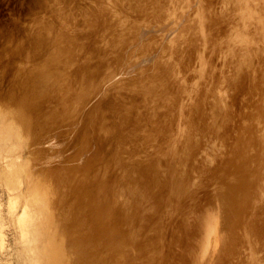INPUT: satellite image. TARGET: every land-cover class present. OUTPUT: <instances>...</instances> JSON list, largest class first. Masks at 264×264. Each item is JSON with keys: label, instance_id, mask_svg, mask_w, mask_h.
I'll return each instance as SVG.
<instances>
[{"label": "rangeland", "instance_id": "rangeland-1", "mask_svg": "<svg viewBox=\"0 0 264 264\" xmlns=\"http://www.w3.org/2000/svg\"><path fill=\"white\" fill-rule=\"evenodd\" d=\"M102 1L103 0L100 2L101 6H99V0L98 2L97 0H0V264H196L197 259H194L192 255L195 256L196 247V251L199 250L196 256L201 253V248H199L201 246H199V244L201 243V238L203 236V229H205V221L203 222V220H207L210 216V219L214 218L215 220H218L219 225L221 222V224L223 223L226 226L228 224L227 222H230L224 230L225 234L227 230L230 231V233L228 232L229 234L227 233L229 236L227 237L223 234L226 237H224L226 239L225 245L219 244L222 245V247L219 246V249H223V246H225L227 255L224 253L221 254V251L220 253L218 252L217 256L219 258L217 257L216 262L212 264H250V262L253 261L254 264H259L264 260L262 259L264 258V200L260 202L258 201L255 210L250 214L251 216L249 215V218L252 219L250 220V227H248L247 230L249 235L244 233L242 228H237V223L234 221L236 220L235 216H233L234 219L232 220L233 217L231 215H233V209H231V203L228 201L229 199H227L228 191L226 190V182H224L228 179L230 173L228 171H233V168L236 167L235 163L228 168L229 165L226 164L224 167L225 163L222 162L220 164V162H216L214 166L208 165L206 167L207 172L204 171L205 166L203 164V169L198 168L199 171L197 166H202L201 162L204 161L203 152L199 153L201 150L199 142L194 145V149L192 150L195 151L193 153V158L197 161L192 163L187 171L188 181L191 184H188V186L185 184L183 188L179 189L176 184L172 182L173 175L170 173V171L174 172L175 170L182 169V167L178 168V166L184 165V162L182 161L184 156L179 153V151L181 152L182 150V146L179 149V145L174 149V152H172L171 146L175 143L179 144L177 143L179 140L175 137L174 139H177V141L171 140L173 137L170 138L171 135H169L170 131L175 130V128V132L177 133V127H175V124L181 113L180 111L178 112V104L183 98L187 97L186 100H183L185 102L188 101L189 107H192V110L195 108V110L190 113L192 116L189 115V117L191 118V121L198 124L196 126V129L198 128V130H195V133L192 136V139L196 140V137H199L200 134H203L204 131L214 125V123L210 121L209 116L212 113L213 107L217 108L219 105L217 101L218 98L215 97L218 92L216 89L219 88L221 91H224L222 89H225V91H227V97L231 100V96H233L234 92L232 85L237 80L235 79V74L232 73L231 70L230 72L226 71L227 73H230L228 77L229 73L227 74L224 72L225 70L223 69L222 63L213 65V67L216 68H219V65L221 66L223 69V75L221 76L219 75L221 74L219 70L212 73L208 66L205 71L208 76H206L207 74H204L205 76L202 77V79L204 78L202 84L204 85L206 82L204 88L205 90L207 89L206 91L209 93L206 92L205 95H200L196 94L195 91H192V97L188 98L185 90L188 89V91H190V89H192L190 86L185 88V90H182V92H179L177 89L178 86L174 83L178 79L177 76H175L174 79H170L167 77L170 76V74L167 73V75L166 73L161 72L163 71L162 69L160 70L161 74L158 70L156 71L158 67L157 64L162 62L165 53L167 52V54H169V51H171V48L173 47L168 39L171 38L169 35H171L173 30L168 27L169 29H167V31H169V33H164L161 29L164 24L168 25L170 23L167 17L168 14L162 10L165 2L162 1V4L159 0H155L154 3L153 1L150 2V0H121V2L120 0H110L114 3H110L109 0H104L106 1H103L104 3ZM122 1L124 2L122 3ZM179 1L182 2L183 0ZM135 2L138 3L135 5ZM157 2L162 4H160L162 9ZM193 2L195 4L193 3L191 5L190 10L192 11L190 12L192 13L195 10L193 14H197L196 7L198 6V3L195 1ZM96 3L98 4L97 9L103 11L101 17L108 14L110 18L108 16L109 19L106 18L108 19L107 21H114L110 23L111 25L108 23L106 24L109 26L104 24L106 22L104 19L105 16L99 19L100 13H98V10H96L97 12L93 11L96 9ZM105 3H108L109 6H106ZM46 4L47 6H44ZM94 6L95 9L93 8ZM88 7L89 11H85ZM100 7L106 8V13H108L106 14L105 9H100ZM180 7L181 12L179 14L183 12V7ZM214 8L217 9L215 10ZM57 9L62 11L60 12L59 10V13ZM211 9L215 12L214 15H217V13L220 12V7H218L217 3L216 6L210 8V10ZM80 11L82 12L80 13ZM90 11L92 12L91 14ZM52 12L55 14L57 13V15L55 16ZM63 12L65 13V15L63 14L64 18L60 19V14ZM68 13L71 15L74 13L75 16H71ZM85 13L88 16L86 17L87 19L80 21L85 17ZM103 13L105 14L103 15ZM145 13L146 15L144 16ZM191 13L188 15H193ZM51 14L54 16L51 17ZM79 14L82 16V18L80 16V19ZM94 14H97L99 17L94 18ZM221 14H223V16L225 15L224 13ZM221 14L218 13V15ZM66 15L71 17H67L66 20ZM149 16L151 17L147 18ZM153 16L156 17L153 18ZM186 16H184V18ZM72 17H76L75 19H77V21L72 20L73 22H71ZM90 17H92L93 21L98 18L97 20L99 22H93ZM120 17H123V19H119ZM124 17L129 19L127 20L128 23H125L126 20L124 19L126 18ZM132 17L137 19L134 21ZM88 18L91 22H89V25H87L89 21ZM138 18H140L139 21ZM68 19L72 24L75 23V21L76 23L73 25L71 23L68 24ZM42 20L45 21V23L47 22V25L44 22H40ZM64 20H66L67 24ZM101 20L105 22L102 24ZM119 20H121V22H119L122 23L121 25L126 24L125 26L123 25V29H121L122 26L120 28V24H117ZM83 21L90 27L93 25L92 23H99L97 24V27L95 26L96 24L91 27L96 28V32L94 31L95 29L89 30L90 27L88 28L83 24ZM190 21L192 20L190 19ZM62 22L64 23L61 24ZM81 22L83 25H80ZM131 22H135V25H137L136 28H132L135 27L133 26L134 23L129 27ZM136 22L139 23V26ZM148 22H151V24ZM205 22H207L205 23V30L207 34H209L210 27L208 26H211V23L209 25L208 20ZM37 23L40 24L39 27ZM113 23L116 27L112 25ZM35 24H37L36 27ZM78 24L80 27L77 28L76 25ZM48 25L50 27H48ZM52 25L54 26L53 28ZM69 25L72 26L70 27ZM117 25H119L118 27L122 30V33H124V29L125 32L132 29V35H129V31L125 38L119 36L122 33H120V29L115 32ZM126 26H128L129 29H126ZM141 26L145 27H143L145 31L143 29L142 31L144 32L137 35L136 33H139L138 30L135 33L137 36H135V34H133V32H135L134 29L137 30L142 28ZM156 26L160 30L155 31ZM221 26L219 25V29H216V31L220 32L224 28ZM47 27L50 28L51 31L53 30L52 33L49 32L50 30H47ZM85 27L88 28V33L85 29L80 31V29ZM106 27L109 32L111 31L110 29H113L112 31H114V33L112 34L120 33L118 36L121 37L122 41L124 40L121 42L123 43V46H120L121 43H119V46L115 49L124 47L125 50L122 48L120 49L121 51L118 49L114 50V52L117 51L118 53L123 50L122 54L124 53V56L133 51L132 54L129 53V55H132L131 59L129 58V55L122 58V54H117L115 52L116 54H113L114 57L120 55V58H122V61L117 62L120 58L117 57L118 59L116 58V60L111 52L108 53L109 50L113 49L112 47H116V43L120 42V38L117 34H115V37L111 35L113 39L115 38L113 40L110 33H108L109 36L105 33V37V34L103 33L106 30ZM58 28L60 30H58ZM42 33L43 37L41 36ZM60 33L66 35L65 38L63 34ZM95 33H97V35ZM144 34H146V36L148 35V38L142 39L144 40V47L146 45L145 48L142 47V40L140 41L141 44L138 43L141 39L140 37ZM133 35L136 38H133ZM149 35H151V37L155 36V38L149 40ZM44 36H48L46 40ZM116 36L119 41L114 43L109 40V42L112 43L109 44L110 47L108 45L109 42H107L109 37L115 41ZM166 36H168V38H166ZM100 37L103 38V41L98 44L104 46H99L98 48L103 49V53L107 51L106 53H108V56L111 55L112 57H109L116 60L115 62L117 65L114 60L111 61V58H109L111 62L106 60L108 59L106 57L107 54L104 55L100 53V51L102 52L101 49L99 52L95 49L97 47L93 44L96 43L97 46V42L99 40L101 41ZM91 38L94 39L93 44ZM42 39L44 43L42 42ZM133 39H137V41L134 40V42ZM105 40L107 42L106 45L109 46L108 50L106 49L108 46L105 47ZM29 41H32V43L29 44ZM180 41L182 44L187 45L186 42H183L182 40ZM248 42L249 41L243 44L244 48L256 47L257 49L260 47L256 42L251 41L249 44ZM33 43L35 44L34 46L32 45ZM53 44H56L57 46H53ZM30 45L33 47L31 46L29 48ZM147 47H149V49L151 47L153 48H151V51L148 49L149 52L153 51L150 53L151 55L146 51ZM261 47V49L264 50V45H261ZM141 49L146 50L144 51ZM37 50H39V54ZM95 52L100 54L101 57L99 58V55L95 54ZM136 52L140 53L137 54L138 56H142L143 54L142 59L138 60ZM144 54H147L146 58H144ZM149 55L151 57L147 58ZM133 56L137 57L135 60L139 63L135 67V72L132 74L134 76L132 81L128 78L127 69L125 70L127 76L124 75L125 72L121 71L123 66L120 63L123 62L124 59V65H126L127 61L128 65H130V61H133L134 59ZM262 58H264V54H262L261 59ZM66 60H68V62H66ZM113 62L115 63L114 65ZM67 64H71L70 66H72V68L75 67V69L72 70L71 67H68L69 69H67L66 67L69 66ZM73 65L75 66L73 67ZM258 65V72L264 71V64L259 62ZM164 68L165 70H170L172 73L170 65L164 64ZM70 69L72 70V75L74 74L73 76L71 75L73 80L70 78ZM68 70H70V74H68ZM83 70L84 73L82 72ZM73 71H79L81 73H73ZM62 72L64 73V76H62ZM65 72L67 73V77L69 76L67 78L68 81L67 79H63L66 77ZM86 76H88L87 79ZM93 76L96 78L90 79L94 78ZM220 77H223V81L222 79L218 80ZM226 80L227 82L223 83ZM254 80L262 82H260L261 85L258 86V89L249 92V95L246 94L244 96L242 94L243 98L245 97L247 101H251L256 105V108L248 109L246 112L248 118V120H246L247 125L241 130L243 135L247 134L244 136L246 139L249 138L251 134L248 132L250 129H255L257 131L254 135V138H256L258 127L263 124L262 119L264 120V115L261 116L259 122L249 120V118H253L256 113L264 112V72L259 73ZM216 81H220L219 83L221 84H217L218 82ZM43 82L45 86H39V84H43ZM253 84L255 83L250 80L244 85V87L254 88L251 86ZM70 86L72 87L71 89ZM223 86L225 88H223ZM197 90L201 89L197 88ZM146 93L148 94L145 96ZM193 96L195 98H193ZM225 96L224 98L226 99L227 97ZM176 98L178 99L176 100ZM129 99H133L135 102L132 109L133 114L131 120L129 117L128 120L126 117H122L125 115V111L121 103ZM258 101L263 102L258 105ZM206 118L207 121L203 120ZM171 121H173V123H171ZM237 124V120L227 118V127L229 131L231 129L234 130V128L237 127ZM171 141H174L175 143H172ZM169 142L171 145H167ZM176 150H178L177 153ZM229 152L230 151L227 149L224 153L225 159L231 157V154L228 155ZM157 157H159L158 159L160 162ZM145 161L149 164L151 163L149 165L150 169L148 168V163L146 164ZM153 163H156L155 166ZM143 164L145 166L147 165V167L145 168L144 166V168L151 172V174L154 173L153 170L156 171L159 168V172H156L158 175L161 174V176H165L166 178L169 176L168 178H171L170 181H167L169 179H165L159 175L160 178H164L167 182H164V180L161 181L162 185L166 187L165 191L160 189V187L163 188L164 186H158L159 188L154 186L156 185V181L153 180L155 184L152 181L154 185L150 183L153 178L155 180L161 179L158 178V175H154L155 173L153 175L150 174V177L149 172L145 171L144 168L142 171ZM245 165L247 164L245 163ZM152 166L153 168H151ZM237 166H239V163ZM214 167L216 169H214ZM221 167L222 169L220 170ZM223 167L226 169H223ZM163 170L165 171L162 175L161 171ZM236 170L237 173L240 174L241 170L240 172H238V169ZM236 170H234L235 173ZM219 171L220 173H218ZM143 172H146L148 175L150 180L149 185L153 186V189L151 187L150 190L156 188L153 192L156 191V193L160 194L164 192L166 196L163 193L162 196H159L158 194V197L156 193V195H153L152 191L147 193L150 191L148 190L150 186L146 185L149 180H147V182L145 181L148 179L147 176L145 179H143V177L141 178L144 174ZM197 172H200L203 175ZM222 172H225L226 174ZM217 173L219 175H217ZM190 174L192 175L191 177ZM226 175L227 177H225ZM143 176H145V174ZM209 177L211 179H208ZM215 177H217L218 181H216L218 183L215 182ZM139 178L143 179L142 182L145 181L144 183L146 184L144 186L146 189L140 183L141 180ZM221 180L222 183L220 182ZM208 181L210 184L214 182L216 186L221 183L220 186L224 185L225 187H223L225 189H222V187L219 186L215 187L214 184H209V186H207L209 183ZM204 183L207 185L203 188L201 184L205 185ZM167 184L168 187L166 186ZM169 185H171V187ZM208 187H212L214 190L211 188V191H209ZM177 188L179 190H177ZM187 188H189L190 191ZM191 188H195L197 191ZM144 190L148 191L144 193ZM158 190L161 191L159 192ZM187 190L189 191V195L188 193L186 194ZM191 190L195 192H191ZM210 193L213 196H211ZM221 193L224 195L226 194L225 197ZM148 194L151 196L153 195L154 197L157 196V199H154L153 197L151 198L150 195L146 197ZM216 194L218 195L216 196ZM211 197H214V203L212 202L213 199ZM158 198H162L159 199L160 202H158ZM161 200L164 201L161 203ZM176 202L180 205L178 203L179 206L176 205ZM193 203H195L193 205L194 208H191ZM202 203L204 206L205 204H208L207 206L211 207L213 210L206 206L204 207ZM12 204L13 206L14 204L16 207L18 206L14 212L11 211V208L13 207H11ZM24 204H29L33 217H35L33 226L36 228L34 229V231L36 230V233L32 248L25 246L22 242L21 236L17 234L19 231L17 230L16 218L24 207ZM226 205L227 208L229 207V213H231L230 216H228L229 213L227 214V212H225L228 210L225 207ZM197 206L198 209H196ZM185 207L187 213L189 212L191 214H187L185 213L186 211H183V209L185 210ZM188 208H191L190 210L192 211ZM194 209L195 212L193 215L199 214V216H196L201 217V219L192 216ZM201 214L204 215H202L203 218L200 216ZM224 216L227 221L221 220L222 218L224 219ZM229 217L231 220H229ZM262 217L263 219H260ZM192 218H194V222ZM188 219L190 221L192 220V224ZM199 219L202 222L198 221ZM261 221H263L262 224H259ZM162 223L164 227L161 225ZM187 223L191 228L196 224V227L193 226L194 229L192 228L193 232H191L192 229ZM199 224L204 227L202 230V227L200 228L198 226ZM165 226L166 229L163 230ZM186 227L187 230H191L187 231ZM227 227L230 229L228 228L226 230ZM160 228L163 229L160 230ZM195 228H200L199 230L202 232H197ZM180 229H184V231L186 230L187 234L185 233V235L193 236V238L191 236L192 240L190 239L189 243L190 246L192 244L195 247L191 246L193 247L191 248L189 243L188 245L186 244L187 242H185V247L183 246L184 244H178L175 242L179 240L176 238L179 235L178 233ZM259 230L262 231H260V235ZM194 233L195 235H193ZM198 233H200L201 236ZM246 235L251 241H247L249 238ZM194 236H199L200 239L197 237L196 239ZM194 239L199 241L198 245H196L197 241ZM249 244H253L251 246H253L254 249H252L253 251L255 250L254 252L251 251L252 249ZM171 245L173 249L171 248ZM241 245L244 248H241ZM248 245L250 246L249 250ZM186 247L191 250L195 248L194 252L192 251L194 254L191 250L188 251V248L186 249ZM184 249L185 252L183 254ZM249 251H251V255H249ZM187 252H191V256L190 253L188 254ZM244 252L246 253V257ZM259 252H261V254H259ZM181 254H183L186 259L182 260L180 258ZM252 254L254 256H252ZM257 254L263 256H256ZM247 255H249V257ZM189 256L191 260L194 259L192 260V263ZM233 258L235 260H233ZM258 258L260 260H258L259 263L256 261ZM262 262L260 264H264V262Z\"/></svg>", "mask_w": 264, "mask_h": 264}, {"label": "bare ground", "instance_id": "bare-ground-1", "mask_svg": "<svg viewBox=\"0 0 264 264\" xmlns=\"http://www.w3.org/2000/svg\"><path fill=\"white\" fill-rule=\"evenodd\" d=\"M70 1V0H69ZM104 1V0H103ZM102 1V2H103ZM110 1V0H109ZM113 1V0H112ZM112 1H110V3H114V2H112ZM116 1V0H115ZM148 1V0H147ZM151 1H153V3H154V1L155 0H150V2ZM165 2L164 4H163V2H162V4H163V6H164V8L162 9V7H161V3H158L159 4V6H160V8L163 10V12H166V14H168V20H169V24L168 25H166V24H164L162 27H161V29H162V31L164 32V33H169V31H167V29H169V28H171V30H173L172 32H171V35H169L171 38H168V36H166V38H168L169 40H170V42H171V44H172V48H171V51H169V54H167V52L166 51H164V52H166L165 53V55L163 56V58H162V62L161 63H159V64H157V69H156V71L158 70V72H160V70L162 69L163 71H161V72H163V73H168V74H170V76H167V77H169L170 79L171 78H173L174 79V77L175 76H177L178 77V79H177V81H175L174 83L178 86V91L179 92H182V90H185V88H187V87H189L190 86V88H192V89H190V91H188V89L187 90H185V92H186V95H188V98H190V97H192V91H195L196 92V94H202V95H205V93L206 92H208V91H206L205 90V83H204V85L202 84V80L204 79H202V77L203 76H205L204 74H207V72L205 73V71L207 70V68H208V66H209V69H210V72H212V73H214V72H216V71H218L219 70V72L221 73V74H219L220 76L221 75H223L222 73H223V69L225 70L224 72H226V71H229L230 72V70H231V72L232 73H234L235 74V79H237L234 83H233V85H232V89L234 90V92H233V96H231V100H229V97H227V94H226V92L227 91H225V89H222V90H224V91H221V90H219V88H217L216 90H218V92H217V96H215V97H217L218 99H217V101H218V103H219V105L217 106V108H215V107H213V109H212V113H211V115L209 116V119H210V121L211 122H213L214 123V125L212 126V127H210L208 130H206V131H204V133L203 134H200V136L199 137H196V140L194 139H192V136H193V134L195 133L194 131L195 130H198V128L196 129V126L198 125V124H196V122H193V121H191V118L189 117V115H191L190 113L193 111V110H195V108H193V110L189 107V104H188V101L187 102H185L183 99H185L186 100V98L187 97H185V98H183L182 100H181V102L178 104L179 105V110H178V112L180 111L181 113L179 114V117H178V119H177V122H176V124H175V127H177V133L175 132V130H176V128H175V130H173V131H170V134L169 135H171L170 136V138L171 137H173L171 140H175V141H177V139L179 140V142H177V143H179V144H176L174 141V143L175 144H173V146H171L172 147V149H171V151L172 152H174V149L175 148H177L179 145H180V147H178L179 149L181 148V146H182V150H181V152L179 151V153H181V155H183L184 157H185V159H184V157L182 158V161L184 162V165L183 166H178V168L179 167H182V169H178V170H175L174 172L173 171H170V173H172V175H173V178H172V182L174 183V184H176V186L179 188V189H181V188H183L184 187V185L186 184V186H188V184H191V183H189V181H188V177H187V171L189 170V166L190 165H192V163H194V162H196L197 160H195V158H193V153L195 152V151H192L193 149H194V145L195 144H198L199 142H200V146H201V150H200V152L199 153H201V152H203V158H204V161L203 162H201V165L202 166H197V169L199 168H202L203 169V164H204V166H205V169H204V171L205 172H207L206 171V167L209 165V166H214L215 165V163L216 162H220V164L223 162V163H225L224 164V167H225V165L227 164V165H229V167L228 168H230L231 167V165L233 164V163H235V166L236 167H234L233 168V171H228V172H230L229 173V175H228V179L226 180V181H224V182H226V190L228 191V194H227V196H228V198L227 199H229L228 201L231 203V209H233L232 210V214L233 215H231V213H229L230 211H229V207L227 208V205L225 206L226 207V209H228L227 211H225V212H227V214L229 213V215L228 216H235V219L236 220H234L236 223H237V228L238 227H240V228H242L243 229V231H244V233H247L248 234V232H247V230H248V227H250V220H252L251 218H249L251 215V213L255 210V208H256V206H257V202L259 201H263L264 200V120L262 119V121H263V124H261L259 127H258V133H257V136H256V138H254V135H255V132H257L255 129L254 130H252V129H250L248 132L249 133H251L250 134V136H249V138H244V136L245 135H247V134H245V135H243L242 134V132H241V130L247 125L246 124V120H248V118H247V115H246V112H247V110L248 109H254V108H256V105H255V103L253 104L251 101H247L246 100V98L244 97L243 98V96H242V94L245 96L246 94H248L249 92H253V90H255V89H258V86L259 85H261L260 84V82H259V80H254L255 78H256V76L259 74V73H263L264 71H260V72H258V67H259V62H262L263 64H264V58H262L261 59V56H262V54H264V50H262L261 48V45H264V0H183L182 2L181 1H179V0H159V2ZM193 1H195L196 3H198V6L196 7V6H193V7H196L197 9H196V12H197V14H193V12H195V10L191 13L190 11H192V10H190V7H191V5L194 3ZM97 2H98V0H97ZM101 2V0H99V2H98V4H99V6H101L100 3ZM104 2H106V1H104ZM103 2V3H104ZM120 2H121V0H120ZM119 2V3H120ZM124 1H122V3H123ZM128 2H130V1H128ZM149 2V3H150ZM119 3H117V4H119ZM138 2H135V5L137 4ZM216 3H217V5H218V7H220V12H218L219 14H221V13H224L225 15L223 16V14H221V15H218V13H217V15H214V13L215 12H213L212 10L213 9H211L210 10V8H213V7H215L216 6ZM97 4V3H96ZM95 4V5H96ZM98 4H97V6H96V9H95V6L93 7L95 10H93V11H95V12H97L96 10H98L97 9V7H98ZM143 4V3H142ZM145 4H146V2H145ZM157 4V5H158ZM161 4V5H160ZM195 4V3H194ZM72 5V4H71ZM105 5L106 6H109L108 5V3H105ZM121 5V4H120ZM144 5V4H143ZM142 5V6H143ZM156 5V4H155ZM197 5V4H196ZM215 5V6H214ZM44 6H47V4L46 5H44ZM50 6V5H49ZM55 6V5H54ZM92 6V5H91ZM102 6H104V5H102ZM106 6H104V7H106ZM122 6V5H121ZM127 6V5H126ZM180 6H182L183 7V12L181 13V14H179L181 11H180ZM43 7V6H42ZM104 7H100V9L102 8V9H105V13H106V8H104ZM130 7V6H129ZM136 7V6H135ZM134 7V8H135ZM50 8V7H49ZM65 8V7H64ZM119 9V8H118ZM121 9V8H120ZM124 9V8H123ZM193 9H195V8H193ZM215 9V8H214ZM217 9V8H216ZM215 9V10H216ZM45 10V9H44ZM59 10L60 9H57V11L59 12ZM68 10V9H67ZM73 10V9H72ZM85 10V9H84ZM91 10V9H90ZM122 10V9H121ZM120 10V11H121ZM56 11V10H55ZM62 10H60V12H61ZM85 11H89V7H88V9L87 10H85ZM99 11V10H98ZM108 11V10H107ZM127 11V10H126ZM130 11H132V10H130ZM210 11H212V12H210ZM219 11V10H218ZM59 12V13H60ZM64 12H65V10H64ZM62 13V14H60L59 16H60V19L61 18H64L63 16L65 15V13ZM73 12V11H72ZM82 11H80V13H81ZM95 12H93V13H95ZM102 12L103 11H99L98 13H100V18L99 19H101V18H103L105 15V13H103V15L104 16H102L101 17V14H102ZM162 12V11H161ZM162 12V13H163ZM53 13V12H52ZM89 13V12H88ZM92 12L90 11V14H91ZM108 13V12H107ZM106 13V14H107ZM147 13V12H146ZM146 13L144 14V16L146 15ZM189 13H191V14H193V15H188ZM55 16L57 15V13L55 14V13H53ZM53 14H51L52 16L51 17H53L54 15ZM64 14V15H63ZM69 15H71L70 13H68ZM83 14V13H82ZM121 14V13H120ZM135 14V13H134ZM133 14V15H134ZM37 15V14H36ZM73 15H74V13H73ZM73 15H71V16H73ZM95 16H94V18L95 17H99L97 14H94ZM187 15V16H186ZM195 15V16H194ZM71 16H65L66 17V20H67V17L68 18H70ZM75 16V15H74ZM80 16H81V14H79V19H80ZM108 14L104 17V19L106 20V22L105 21H102V20H104V19H102L101 21V23L103 24V22H105L104 24L105 25H107V26H109V25H111L110 23H112V21H111V19H110V21L111 22H108L107 20L110 18V16H109V18H108ZM143 16V17H144ZM152 16V15H151ZM151 16H149V17H147V18H150ZM160 16V15H159ZM163 16V15H162ZM165 16V15H164ZM184 16H186L185 18H184ZM189 16H191V17H189ZM84 17V16H83ZM86 17H88L87 16V14L85 13V17L84 18H82V16H81V20L80 21H82L83 19L85 20V19H87ZM138 17H141V16H138ZM156 17V16H155ZM154 16H153V18H155ZM47 18V17H46ZM45 18V19H46ZM56 18H58V17H56ZM72 18H74V19H72ZM71 18V22H73L74 20H76L77 21V19H75L76 17H72ZM93 18V19H94ZM106 18H108V19H106ZM123 19V17H120L119 19ZM124 18H126V19H124V20H126L125 21V23L127 22L128 23V21L127 20H129V19H127V17H124ZM133 18V17H132ZM135 18V17H134ZM133 18V19H134ZM159 18V17H158ZM158 18H156V19H158ZM54 19V18H53ZM90 19L92 20V17H90ZM90 19L88 18V24L86 23V22H84L83 21V24H87V25H89V22H90ZM98 18H96V20L94 19V21L93 22H95V21H97V22H99L98 20H97ZM121 19V20H122ZM132 19V20H133ZM137 19V18H136ZM136 19H134V21L136 20ZM139 19L140 18H138V21H139ZM167 19V18H166ZM190 19L192 20V21H190ZM51 20V19H50ZM66 20H64L65 21V23H66ZM73 20V21H72ZM121 20H119L118 21V23L117 24H120V28H121V26H122V28L121 29H123L124 27H123V25L125 26L126 24H123V25H121L122 23H119V22H121ZM145 20V19H144ZM152 20V19H151ZM162 20V19H161ZM171 20V21H170ZM208 20V22H209V25H210V23H211V26H208V27H210V33L209 34H207V32H206V30H205V23H207V22H205V21H207ZM49 21V20H48ZM62 21V20H61ZM68 21H69V19H68ZM76 21H75V23H76ZM79 21V22H80ZM87 21V20H86ZM153 21V20H152ZM181 21V22H180ZM40 22H44L45 23V21H40ZM70 21H69V23L68 24H70L71 23ZM114 22V21H113ZM47 23V22H46ZM45 23V24H46ZM64 22H62L61 24H63ZM75 23H73V24H75ZM91 23V22H90ZM100 23V24H101ZM106 23H108V24H106ZM124 23V22H123ZM134 23V25L133 26H135V27H132V28H136V26L137 25H135V22H131V25H129V24H127V25H129V27L130 26H132V24ZM137 24H138V26H139V23L138 22H136ZM141 23V22H140ZM142 23H144V22H142ZM148 23H150L151 24V22H148ZM33 24V23H32ZM38 24V27L40 26V24L39 23H37ZM37 24H35V27H36V25ZM44 24V25H45ZM55 24V23H54ZM67 24V23H66ZM72 24V23H71ZM72 24V25H73ZM82 24V22H81V24L80 25H83ZM85 24V25H86ZM93 25H91V27L92 26H94V24H96V23H92ZM97 24H99V23H97ZM95 25L96 27L98 26V25ZM101 24V25H102ZM42 25V24H41ZM47 25V24H46ZM45 25V26H46ZM60 25V24H59ZM65 25V24H64ZM72 25H69L70 27L72 26ZM79 25V24H78ZM78 25H76V27L78 28V27H80V25L78 26ZM84 25V26H85ZM86 25V26H87ZM104 25V26H105ZM113 26L115 25L114 23L112 24ZM158 25V24H157ZM162 25V24H161ZM208 25V24H207ZM223 26L224 28L220 31V32H218V31H216V29H219V27L218 26ZM32 26V25H31ZM68 26V27H69ZM83 26V27H84ZM103 26V27H104ZM119 25H117V28L115 29V32H116V30L118 31L120 28L118 27ZM221 26V27H222ZM34 27V26H33ZM34 27V28H35ZM48 27H50L49 25H48ZM47 27V30H50V28H48ZM54 26L52 25V28H53ZM67 27V28H68ZM69 27V28H70ZM88 28L90 27V26H87ZM87 27H85V28H83V29H80V31L81 30H88V28ZM89 28V30L91 29H95L94 31L96 32V28ZM102 27V26H101ZM114 27H116V26H114ZM142 28H139V29H134V31L135 32H133V34H135L136 33V31H138L139 30V33L137 32L136 34L138 35V34H141V33H143L144 31H145V27L144 26H141ZM144 27V28H143ZM152 27H153V25H152ZM169 27V28H168ZM218 27V28H217ZM42 28V27H41ZM51 28V29H52ZM82 28V27H81ZM109 28V27H108ZM126 29H129L128 28V26H126L125 27ZM148 28V27H147ZM151 28V27H150ZM37 29V28H36ZM102 29V28H101ZM120 29V33H122L121 30ZM144 29V31H142ZM154 29V28H153ZM153 29H151V30H153ZM40 30V29H39ZM58 30H60L59 28H58ZM58 30H57V32H58ZM97 30H98V28H97ZM108 29H107V27H106V30L104 31V33L103 34H105V33H107V35L109 36V34L108 33H110V36L111 35H113L114 37H115V34H117V36L120 34V33H115V34H112V33H114V31H112L113 29H110L111 31L109 32V31H107ZM158 30H160L157 26L155 27V31H158ZM212 30H215V31H212ZM36 31V30H35ZM41 31V30H40ZM53 31V30H52ZM52 31L50 30L49 32H51L52 33ZM62 31V30H61ZM101 31V30H100ZM107 31V32H106ZM128 31V30H127ZM130 31V33H131V31H133L132 29L131 30H129ZM128 31V32H129ZM140 31H142V32H140ZM42 32H43V29H42ZM63 32V31H62ZM69 32V31H68ZM72 32V31H71ZM123 32L124 33H122V34H120L119 36H122V37H124L125 38V36H127V33L128 32H125V29L123 30ZM147 32V31H146ZM37 33H38V30H37ZM47 33V32H46ZM87 33H88V31H87ZM91 33H92V31H91ZM126 33V34H125ZM129 33V35L131 36L132 35V33L130 34ZM152 33V32H151ZM29 34H31V33H29ZM40 34V33H39ZM44 34H45V31H44ZM48 34V33H47ZM46 34V35H47ZM60 34H63V33H60ZM59 34V35H60ZM96 35H97V33H95ZM94 34V35H95ZM135 34V36H137ZM147 34V33H146ZM146 34H144V35H142V37H140V35H139V37L141 38L139 41H138V43H140V41L142 40V39H144V38H148V35L146 36ZM160 34V33H159ZM37 35V34H36ZM89 35V34H88ZM102 35V34H101ZM154 35V34H153ZM156 35V34H155ZM158 35V34H157ZM41 36L43 37V33L41 34ZM53 36V35H52ZM63 36H64V38H65V36L66 35H64L63 34ZM107 36V37H108ZM116 36V40L115 41H113L114 39H113V37H112V39L109 37V39H108V41L107 42H109V40H111V42H114V43H116V41L118 42L119 40H117L118 39V37ZM134 35H133V38H136ZM150 37H149V40L151 39L152 40V38H155V36L154 37H151V35H149ZM34 37H35V35H34ZM48 36H44V38H45V40H46V38H47ZM54 37V36H53ZM52 37V38H53ZM61 37H62V35H61ZM86 37V36H85ZM94 37V36H93ZM98 37V36H97ZM96 37V38H97ZM105 37H106V34H105ZM56 38V37H55ZM103 38H104V35H103ZM103 38H101L100 37V39H101V41L99 40L98 42L97 41H95V42H97V46H96V43L95 44H93L94 42H93V40L94 39H92V44L93 45H95V47H97V48H95V49H97V52H99V50L101 49H99L98 47L99 46H101V47H103L104 45H99L98 43L99 42H102L103 41ZM120 38V42H118V43H116L117 45H116V47H112V48H110V49H112V50H109V52L108 53H110L111 52V54H112V56L114 57V55L113 54H116L117 53V51H115L114 52V50H120V49H124V47H122V48H118V49H115V48H117V46H119L118 44L119 43H121V42H123L122 40H121V37H119ZM127 38V37H126ZM49 39V38H48ZM51 39V38H50ZM54 39V38H53ZM62 39V38H61ZM182 40L183 42H186V44L187 45H185V44H182V42L180 41V40ZM57 40V39H56ZM96 40V39H95ZM135 39H133V41H134ZM146 41H148L147 39H145ZM167 40V39H166ZM39 41H40V39H39ZM57 41H59V40H57ZM90 41V40H89ZM135 41H137V39L135 40ZM134 41V42H135ZM143 41L144 40H142V44H143ZM154 41H156V40H154ZM165 41V40H164ZM247 41H249V42H256V44H259L260 45V47L259 48H257L256 49V47L254 48V47H251V48H247V47H243V44L244 43H246ZM28 42V41H27ZM30 43L29 44H31L32 43V41H29ZM38 42V41H37ZM42 42L44 43V41H43V39H42ZM47 42V41H46ZM67 42H68V39H67ZM91 42V41H90ZM90 42H89V45H90ZM106 40H105V45H106ZM157 42V41H156ZM249 42H248V44H249ZM66 43V42H65ZM137 43V42H136ZM151 44H153L152 42H150ZM150 43H148V44H150ZM57 44H58V42H57ZM102 44H104V43H102ZM109 44H112V43H108V45ZM141 44V43H140ZM155 44V43H154ZM219 44H221V45H219ZM33 46L35 45L34 43L32 44ZM32 45H30L29 46V48L32 46ZM42 45H44V44H42ZM56 44H53V46H55ZM93 45H91V46H93ZM108 45H106L105 47H107ZM115 45V44H114ZM156 45V44H155ZM32 46V47H33ZM39 46V45H38ZM38 46H37V48H38ZM57 46V45H56ZM90 46V47H91ZM110 46V45H109ZM109 46H108V48H106L107 50L109 49ZM120 46H123V43H121L120 44ZM41 47H43V46H41ZM52 47V46H51ZM104 47V48H105ZM111 47V46H110ZM139 47V46H138ZM142 47H144V44L142 45ZM145 47H146V45H145ZM144 47V48H145ZM35 48V47H34ZM46 48V47H45ZM152 48V47H151ZM151 48L149 49V47H147V50L146 51H148V53L150 54V53H152V52H149V50L151 51ZM94 49V50H95ZM149 49V50H148ZM153 49V48H152ZM264 49V48H263ZM25 50V49H24ZM33 50V49H32ZM35 50H36V48H35ZM34 50V51H35ZM41 50V49H40ZM102 50V52L100 51V53H102V54H104V55H106L107 54V58L108 59H106V60H109L110 61V59L109 58H111L112 56L111 55H109V56H111V57H109L108 56V53H106L107 51H105V53H103V49H101ZM125 50V49H124ZM141 50H144V49H141ZM144 50V51H145ZM39 50H37V52H38ZM121 51V50H120ZM154 51H156V50H154ZM122 52H123V50H122ZM122 52H118L117 54H122ZM125 52V51H124ZM139 52V51H138ZM126 53H127V51H126ZM130 54H132L133 53V51H131V52H129ZM129 53L127 54V55H129ZM146 53V52H145ZM38 54H39V52H38ZM95 54H98V53H96L95 52ZM124 54V53H123ZM123 54H122V58L123 57H127V55H124L123 56ZM137 54H140V53H137L136 52V55ZM25 55V54H24ZM99 55V58L101 57L100 56V54H98ZM103 55V56H104ZM135 55V56H136ZM146 55L147 54H144V58H146ZM151 55V54H150ZM147 56V58L148 57H151V56ZM103 56H102V58H103ZM131 56V57H130ZM140 56V57H139ZM137 55V57H138V60L139 59H142V57H143V54H142V56L141 55ZM117 57H119L120 58V55L119 56H115L114 58L116 59ZM134 57V56H133ZM137 57H134V59H133V61L135 60V59H137ZM104 58H105V56H104ZM122 58H120L119 60H117V62L119 61H122ZM129 58L131 59L132 58V55H129ZM128 58V59H129ZM127 59V60H128ZM260 59H261V61H260ZM104 60V59H103ZM114 59L113 58H111V61H113ZM116 60H114V62L116 61ZM70 61V60H69ZM110 61V62H111ZM130 61V60H129ZM132 60L130 61V65H128V61H127V63H126V65H124V59H123V62H121L120 64L123 66L122 68H121V71L122 72H125V74L124 75H126V71H127V75H128V78L130 79V80H132L133 81V79H134V76L132 75L134 72H135V67L137 66V64L139 63L138 61H134L133 62ZM218 61V62H217ZM66 62H68V60H66ZM113 62V65L116 63H114ZM133 62V63H132ZM19 63V62H18ZM136 63V64H135ZM218 63H222V66H223V69L221 68V66L219 65L218 67L219 68H216V67H213V65H215V64H218ZM164 64H168V65H170L171 66V70H172V73L170 72V70H165V68H164ZM67 65H69V66H67L66 68L67 69H69L68 67H71L72 68V66H70L71 64H67ZM112 65V64H111ZM116 65H117V63H116ZM115 65V66H116ZM118 65H119V63H118ZM75 65H73V67H74ZM120 66V65H119ZM126 66V67H125ZM217 66V65H216ZM78 67V66H77ZM125 67V68H124ZM211 67V68H210ZM263 67V66H262ZM116 68H117V66H116ZM118 68H120V67H118ZM123 68H124V70H123ZM17 69H19V68H17ZM16 69V70H17ZM66 69V70H67ZM73 69H75V67L74 68H72V70ZM80 69V68H79ZM127 69V70H126ZM209 69H208V72H209ZM21 70V69H20ZM19 70V71H20ZM44 70V69H43ZM65 70V69H64ZM71 70V69H70ZM70 70H68V74H70V78L73 80V75H72V70L70 71ZM126 70V71H125ZM18 71V72H19ZM22 71V70H21ZM69 71H70V73H69ZM64 72V71H63ZM62 72V73H63ZM77 72H79V71H77ZM77 72H75V71H73V73H77ZM83 73H84V70L82 71ZM161 72H160V74H161ZM228 72V73H229ZM16 73H17V71H16ZM60 73V72H59ZM66 73V72H65ZM79 73H81V72H79ZM90 73V72H89ZM93 73H95V72H93ZM148 73V72H147ZM227 73V72H226ZM227 73V74H228ZM232 73H231V75H232ZM18 74V73H17ZM167 74V75H168ZM225 74V73H224ZM226 74V75H227ZM72 75V76H71ZM88 75V74H87ZM92 75V74H91ZM93 75H95V74H93ZM126 75V76H127ZM229 75H230V73L228 74V77H229ZM31 76V75H30ZM62 76H64V73H63V75ZM66 77L65 78H63L64 80H66L68 77H67V73H66V75H65ZM206 76H208V74L206 75ZM209 76H210V74H209ZM19 77V76H18ZM24 77V76H23ZM87 77L88 76H86V79H87ZM90 77V76H89ZM94 77V76H93ZM165 77V76H164ZM176 77V78H177ZM219 77V76H218ZM224 77V76H223ZM222 77V78H223ZM231 77V76H230ZM96 77H94V78H90V79H95ZM190 78V79H189ZM221 77L218 79V80H220V79H222ZM226 78V77H225ZM26 79V78H25ZM208 79V78H207ZM228 79V78H227ZM71 80V81H72ZM89 80V79H88ZM211 80H212V78H211ZM250 80H252V82H254L255 84H253V85H251L252 87H254V88H245L244 87V85H246ZM23 81H25V80H23ZM67 81H68V79H67ZM207 81V80H206ZM222 81H223V79H222ZM221 81V82H222ZM212 82V81H211ZM216 82H218V81H216ZM220 82V81H219ZM217 83V84H221V83ZM227 82V80L226 81H224L223 83H226ZM264 82V81H263ZM65 83H67V82H65ZM208 83V82H207ZM262 83V82H261ZM23 84V83H22ZM68 84V83H67ZM210 84V83H209ZM208 84V85H209ZM25 85V84H24ZM45 86L44 85V82H43V84H39V86ZM69 85H70V82H69ZM208 85H207V87H208ZM212 85V84H211ZM213 85H214V83H213ZM212 85V86H213ZM227 85V84H226ZM41 86V87H42ZM218 86V85H217ZM194 87V88H193ZM219 87V86H218ZM222 87V86H221ZM264 87V86H263ZM40 88V87H39ZM72 87L70 86V89H71ZM197 88H199V89H201V90H197ZM214 88V87H213ZM223 88H225L224 86H223ZM231 88V87H230ZM215 89V88H214ZM229 89V88H228ZM231 89V90H232ZM205 90V91H204ZM175 91V90H174ZM261 91V90H260ZM126 93V92H125ZM124 93V94H125ZM194 93V92H193ZM209 93V92H208ZM148 93H146L145 94V96L147 95ZM215 94V93H214ZM226 95V96H225ZM249 95V94H248ZM247 95V96H248ZM182 96V95H181ZM224 96L225 97H227L226 99L224 98ZM204 97V96H203ZM193 98H195L194 96H193ZM220 98V99H219ZM178 98H176V100H177ZM248 99H250V98H248ZM264 101V100H263ZM263 101H258V105H260V103H262ZM122 105H123V108H124V111H125V115L124 116H122V117H126V119L128 120L129 118H130V120H131V118H132V114H133V112H132V109H133V106H134V104H135V102H134V100L133 99H129V100H126V101H123V103H121ZM120 104V105H121ZM213 104V103H212ZM121 105V106H122ZM203 109H204V107H203ZM263 111H264V108H263ZM262 115H264V112H262V113H260V112H258V113H256V115L253 117V118H249V120H252L253 122L254 121H256V122H259L260 121V119H261V116ZM192 116V115H191ZM129 117V118H128ZM227 118H229V119H231V120H237L238 121V124H237V127L236 128H234V130H228V127H227ZM203 120H205V121H207V118L206 119H203ZM203 120H200V121H203ZM174 121V120H173ZM173 121H171V123H173ZM261 121V122H262ZM253 122H251V123H253ZM199 123V122H198ZM251 123H250V125H251ZM258 124V123H257ZM241 127V128H240ZM240 128V129H239ZM239 132H240V134H239ZM173 135V136H172ZM237 135V136H236ZM174 137L175 138H177V139H174ZM172 142V141H171ZM172 142V143H173ZM166 143H168V142H166ZM182 144V145H181ZM167 145H171V143L169 142V144H167ZM165 147H166V145H165ZM168 148V147H167ZM255 148V149H254ZM227 149H228V151H230L229 152V154L228 155H230L231 157H229L228 159H225L224 158V153L227 151ZM249 149H251V150H249ZM253 149V150H252ZM158 151V150H157ZM177 151L178 150H176V153H177ZM146 152H148V151H146ZM198 153V154H199ZM158 154V153H157ZM152 155H155V154H152ZM176 155V154H175ZM180 155V154H179ZM179 155H178V157H179ZM227 155V154H226ZM227 155V156H228ZM149 156V155H148ZM174 156V155H173ZM172 156V157H173ZM201 156V155H200ZM147 157V156H146ZM151 158V157H150ZM150 158H148V159H150ZM155 158V157H154ZM159 157H157V159H158ZM198 158V157H197ZM152 159V158H151ZM150 159V160H151ZM141 160V159H140ZM154 160V159H153ZM162 160V159H161ZM219 160H221V161H219ZM158 161L160 162V160L158 159ZM157 161V162H158ZM170 161V160H169ZM146 162V161H145ZM150 162V161H149ZM153 162V161H152ZM148 162H146V164H147ZM239 163V166H237V164ZM245 163L247 164V165H245ZM151 164V163H150ZM149 163H148V168L150 167L149 165H150ZM156 164V163H155ZM155 164L153 163V165L155 166ZM161 164V163H160ZM159 164V165H160ZM157 165H158V163H157ZM156 165V166H157ZM143 167H142V171H143V168H144V164L142 165ZM161 166V165H160ZM147 167V165L145 166V168ZM163 167V166H162ZM223 167V169H226V168H224ZM145 168H144V170H145ZM151 168H153V166L151 167ZM164 168V167H163ZM162 168V169H163ZM150 169V168H149ZM157 169V168H156ZM159 169V168H158ZM158 169L155 171V170H153V172L155 173H152L151 174V172H149L147 169L145 170V171H148L149 172V176L151 177V175H158V173H156V172H159L158 171ZM168 169V168H167ZM171 169V168H170ZM174 169V168H173ZM198 169V170H199ZM210 169V168H209ZM214 169H216L215 167H214ZM213 169V170H214ZM222 169V167L220 168V170ZM236 169H238V172H240V170H241V172H240V174L239 173H237V170ZM160 170V169H159ZM228 170V169H227ZM227 170H226V173H227ZM234 170H236V173H235V171ZM141 171V172H142ZM165 170H163V171H161L162 172V175H163V172H164ZM200 171V170H199ZM141 172H140V174H141ZM147 172V173H148ZM209 172H210V170H209ZM211 172H212V170H211ZM145 174V176H143L144 174ZM142 174V176H141V178L143 177V179H145L146 178V176H147V178H148V175L146 174V172H143ZM165 173H167V172H165ZM197 173H200V172H197ZM215 173V172H214ZM218 173H220V171L218 172ZM217 173V175H219ZM222 173H224V174H226L225 172H222ZM234 175H233V174ZM151 174V175H150ZM201 174V173H200ZM236 174V175H235ZM237 174H239V175H237ZM160 176H161V174H159ZM158 175V176H159ZM201 175H203V174H201ZM157 176V177H158ZM160 176L158 177V178H160ZM192 175L190 174V177H191ZM206 176V175H205ZM212 176H214V175H212ZM224 176V175H223ZM139 177H140V175H139ZM155 177V176H154ZM161 177H164L165 179H169L168 177L166 178L165 176H161ZM202 177V176H201ZM207 177V176H206ZM225 177H227V175L225 176ZM162 179V178H160L161 180H159V179H157V180H155L154 178L151 180V182H150V180H149V178L148 179H146L145 181L147 182V180H149L148 182H147V184L146 183H144V182H142V180L143 179H140L139 181H140V183L142 184V186H144L145 184L147 185V186H150L149 185V182L150 183H152V181L154 180V181H156L155 183H156V185H154L155 183H154V181H153V185L154 186H156L157 188H159L160 186H164V185H162V180H164V182H166L165 181V179ZM218 178H220V177H218ZM171 179V178H170ZM170 179L169 180H167V181H170ZM208 179H211L210 177L208 178ZM222 179V178H221ZM160 182H159V181ZM213 180V179H212ZM214 180H215V182H217L218 181V179H217V177H215L214 178ZM213 180V181H214ZM217 180V181H216ZM220 180V179H219ZM184 181V182H183ZM171 182V183H172ZM206 182V181H205ZM209 182V181H208ZM221 183H222V180L220 181ZM144 183V184H143ZM167 183V182H166ZM172 183V184H173ZM218 183V182H217ZM220 183V184H221ZM140 184V185H141ZM165 184V183H164ZM169 184V183H168ZM168 184L166 185L167 187H168ZM173 184V185H174ZM205 184V183H204ZM209 184H210V182L208 183V185L207 184H205V185H203V184H201L202 186H203V188H204V186H209ZM212 184H214V186L215 187H222V189L225 187L224 185V187L223 186H220V184H217L218 186H216L215 185V183L214 182H212ZM212 184H210V185H212ZM200 185V186H201ZM159 186V187H158ZM170 187H171V185H169ZM141 187V186H140ZM151 187H152V189H153V186H150V188L149 187H147V188H149L148 190H150L151 189ZM142 188V187H141ZM144 188L146 189V187L144 186ZM144 188H142V189H144ZM164 188V189H163ZM163 188H161L160 187V189H162V190H166V187L164 186ZM177 188V190H179ZM190 188V187H189ZM189 188H187V189H189ZM206 188V187H205ZM209 188V187H208ZM212 188V187H211ZM211 188H209V191H211ZM141 189V190H142ZM176 189V188H175ZM185 189V188H184ZM191 189H195V188H191ZM213 190H214V188H212ZM225 189V188H224ZM147 190V191H148ZM154 190H156V188L154 189ZM154 190H150L149 192H147L146 190H144V193L145 192H147V193H150L151 191L153 192ZM196 190V189H195ZM205 190V189H204ZM212 190V191H213ZM217 190H218V188H217ZM219 190H220V188H219ZM143 191V190H142ZM159 192L161 191V190H158ZM157 191V192H158ZM189 191H190V189H189ZM188 190L186 191V194L189 192ZM193 190H191V192H192ZM197 191V190H196ZM184 192H185V190H184ZM190 192V193H191ZM193 192H195V191H193ZM203 192V191H202ZM214 192H218V191H214ZM226 192V191H225ZM143 193V194H144ZM146 193V194H147ZM156 191L155 192H153L152 194L153 195H156L157 194V196H158V194H159V196H162V194L164 193V192H162L161 194L160 193H156ZM206 193V192H205ZM204 193V194H205ZM223 193V192H222ZM221 193V194H222ZM227 193V192H226ZM202 194V193H201ZM211 194V193H210ZM150 194H148V195H146V197H148ZM151 196V198L153 197L154 199H157L156 197H154V196ZM164 195H165V193H164ZM164 195H163V198H164ZM188 195H189V193H188ZM218 194H216V196H217ZM222 195H224V194H222ZM226 195V194H225ZM225 195H224V197H225ZM158 196V197H159ZM166 196V195H165ZM207 196V195H206ZM211 196H213L212 194H211ZM13 197V196H12ZM11 197V198H12ZM15 197V196H14ZM204 197H205V195H204ZM215 197V196H214ZM214 197H211L212 199L214 198ZM10 198V197H9ZM220 198V197H219ZM12 199H14V198H12ZM28 199V198H27ZM31 199V198H30ZM159 199H162V198H158V202H160V200ZM165 199H166V197H165ZM208 199V198H207ZM208 200H210V199H208ZM207 200V201H208ZM214 200V199H213ZM212 200V202L214 203L215 202V200L213 201ZM162 201H164V200H161V203H162ZM219 201V200H218ZM224 201H226V200H224ZM227 201V202H228ZM11 202V201H10ZM14 202V201H13ZM25 202V201H24ZM200 202V201H199ZM211 202V201H210ZM212 202H211V205L213 206V204H212ZM227 202H226V204H227ZM17 203V202H16ZM15 203V204H16ZM178 202H176V205H178L177 204ZM196 203V202H195ZM195 203H193L192 205H191V208H194V204ZM208 203H209V201H208ZM15 204H14V206H13V204L11 205V211L12 212H14L15 210H16V208L18 207H16L15 206ZM164 204V203H163ZM197 204V203H196ZM216 204V203H215ZM28 205V206H27ZM27 205H25L24 204V207L22 208V210H21V212L19 213V215H18V217L16 218V220H17V227H18V233L17 234H19L20 236H21V238H22V242H23V244L25 245V246H27V247H30V248H32V244H33V242L35 241V238H34V236H35V233H36V230L34 231V229H36V228H34V226H33V221H34V219H35V217H33V213H32V211L30 210V208H29V204H27ZM31 205V204H30ZM180 205V204H179ZM178 205V206H179ZM202 205H203V203H202ZM208 205V204H207ZM206 204H205V206L206 207H208V208H210L211 209V207H209V206H207ZM210 205V206H211ZM182 206V205H181ZM193 206V207H192ZM200 206V205H199ZM204 206V205H203ZM204 206V207H205ZM221 206V205H220ZM188 207H189V205H188ZM196 207V206H195ZM222 207V206H221ZM225 207H224V209H225ZM176 208V207H175ZM190 208V209H191ZM207 208V209H208ZM177 209V208H176ZM179 209H181V208H179ZM178 209V210H179ZM189 209V208H188ZM189 209V210H190ZM196 209H198V206H197V208ZM206 209V210H207ZM182 210V209H181ZM187 209H186V207H185V210L183 209V211H186ZM205 210V211H206ZM211 210H213V209H211ZM190 211H192V210H190ZM199 211H200V209H199ZM209 211V210H208ZM224 211V210H223ZM260 211V210H259ZM194 212H195V209H194V211L192 212V216H194V218H195V216L196 215H198L199 216V214H196V213H198V212H196L195 214L196 215H193L194 214ZM185 213H187V211L185 212ZM189 213V212H188ZM187 213V214H188ZM201 213V212H200ZM189 214H191V213H189ZM211 214V213H210ZM223 214H225V213H223ZM203 214H201L200 216H202ZM226 215V214H225ZM250 215V216H249ZM191 216V215H190ZM191 216V217H192ZM198 216H196V217H198ZM204 216V215H203ZM203 216H202V218H203ZM255 216V215H254ZM258 216V215H257ZM206 217H208V216H206ZM211 217V216H210ZM210 217L206 220H203V222L205 221V229H203L204 227H202L200 224L198 225L200 228H201V230L203 229V236H202V238H201V243L199 244V246H201V247H199V248H201V253H200V255L198 254L197 256H196V254L199 252V250L198 251H196L197 250V247H196V250H195V252H196V254H195V256L194 255H192L193 257H194V259H197V263L196 264H212V263H214V262H216V260H217V253L219 252L220 253V251H221V254L222 253H224L225 255H227V251L225 250V246H223L224 248L223 249H219V246H221L222 247V245H225V242H226V237L225 236H229V235H227V233L229 232L230 233V231L229 230H227L229 227H227L226 228V230H227V232H226V234L224 233V230H225V227L230 223V222H227L228 224L225 226V224H221V222H220V225H219V223H218V220H215L214 218H212V219H210ZM227 217V216H226ZM194 218H192V220L194 219ZM198 218H200L201 219V217H198ZM220 218V217H219ZM222 218V217H221ZM197 219V218H196ZM198 220V221H201V220ZM227 219H228V217H227ZM234 219V217L232 218V220ZM259 219V218H258ZM260 219H263V217L262 218H260ZM182 220V219H181ZM189 220V219H188ZM191 220V221H192ZM221 220H226V218H225V216H224V219L222 218ZM229 220H231L230 219V217H229ZM184 221V220H183ZM182 221V222H183ZM190 220H189V222H191ZM195 220H193V222H194ZM227 221V220H226ZM260 221V220H259ZM202 222V221H201ZM262 222L263 221H261V222H259V224L261 223L262 224ZM183 224L185 225V223L183 222ZM182 224V225H183ZM188 224V223H187ZM191 224H192V222H191ZM194 224V223H193ZM161 225H163V223L161 224ZM189 225V224H188ZM196 225V224H195ZM195 225H193L194 227H196ZM256 225V224H255ZM167 226V225H166ZM166 226H165V228L163 229V228H160V230H165L166 229ZM181 226V225H180ZM187 226V225H186ZM190 226V225H189ZM193 226H192V228H193ZM197 226V227H198ZM231 226V225H230ZM233 226V225H232ZM252 226V225H251ZM261 226V225H260ZM155 227H157V226H155ZM160 227V226H159ZM163 227H164V225H163ZM182 227V226H181ZM257 227V226H256ZM158 228V227H157ZM176 228V227H175ZM185 228V227H184ZM189 228V227H188ZM190 228H191V226H190ZM191 228V229H192ZM200 228H195V230L197 231V232H199V231H201V230H199ZM235 228V227H234ZM191 229H188L187 230V227H186V230L187 231H189V230H191ZM194 229V228H193ZM193 229L191 230V232H193ZM230 229V228H229ZM261 229H262V227H261ZM186 230L184 231V229L183 230H179V235L177 236V238L176 239H179V240H177V241H175L176 243H178V244H184L183 246L185 247V245L187 244L188 245V243L190 242V239H191V236L192 235H185V233H186ZM260 231L261 230H259V235H260ZM160 232V231H159ZM164 232V231H163ZM184 232V233H183ZM202 232V231H201ZM262 232V231H261ZM16 233V232H15ZM158 233V232H157ZM176 233V232H175ZM228 233V234H229ZM233 233H235V232H233ZM243 233V234H244ZM250 233V232H249ZM159 234V233H158ZM161 234V233H160ZM187 234V233H186ZM199 235H200V233H198ZM225 236H224V235ZM174 235V234H173ZM193 235H195V233L193 234ZM245 235V234H244ZM249 235V234H248ZM19 236V237H20ZM201 236V235H200ZM236 236V235H235ZM243 236V235H242ZM247 236V235H246ZM255 236V235H254ZM160 237H161V235H160ZM199 238L200 239V237L199 236H194V238ZM225 237V238H224ZM248 237V236H247ZM253 237V236H252ZM251 237V238H252ZM263 237V236H262ZM174 238V237H173ZM192 238H193V236H192ZM196 238V239H197ZM246 238V237H245ZM249 238V237H248ZM20 239V238H19ZM196 239H194V240H196ZM198 239V240H199ZM264 239V238H263ZM172 240V239H171ZM192 240V239H191ZM193 240V241H194ZM231 240V239H230ZM248 240H250V238L249 239H247V241ZM19 241V240H18ZM21 241V240H20ZM193 241H191V242H193ZM197 241V240H196ZM251 241V240H250ZM185 242H187L186 244H185ZM249 242V241H248ZM198 243H199V241H197V243H196V245H198ZM3 244V243H2ZM194 244H195V242H194ZM219 244H222V245H219ZM228 244V243H227ZM231 244V243H230ZM235 244V243H234ZM36 245V244H35ZM250 246L251 245H253V244H249ZM248 245V246H249ZM178 246V245H177ZM176 246V247H177ZM182 246V247H183ZM189 246H190V243H189ZM188 246V247H189ZM191 246H193L192 244H191ZM190 246V247H191ZM250 246L248 247V250H249V248H250ZM255 246H256V244H255ZM188 247H186V249L188 248ZM193 247H195V246H193ZM193 247H191V248H193ZM228 247H229V245H228ZM233 247V246H232ZM171 248H172V245H171ZM241 248H244V247H242V245H241ZM253 248V246H251V249ZM5 249V248H4ZM22 249H25V248H22ZM173 249V248H172ZM171 249V250H172ZM195 249V248H194ZM194 249H189L188 248V251L189 250H191V252L193 251L194 252ZM254 249V248H253ZM253 249L251 250L252 252H254L253 251ZM33 250V249H32ZM169 250V249H168ZM219 250V251H218ZM247 250V249H246ZM25 251V250H24ZM187 251V250H186ZM230 251H231V248H230ZM242 251V250H241ZM251 251H249V255H251L250 254V252ZM258 251V250H257ZM26 252V251H25ZM24 252V253H25ZM177 252V251H176ZM184 252H185V249H184V251H183V254H184ZM191 252H189L190 253V256H191ZM192 252V253H193ZM169 253V252H168ZM181 253H182V251H181ZM188 253V252H187ZM188 253V254H189ZM240 253V252H239ZM245 253V252H244ZM183 254H181L180 255V258L183 260V259H186L185 257H184V255ZM188 254H186V255H188ZM194 254V253H193ZM223 254V255H224ZM259 254H261V252H259ZM259 254H257L256 256H258ZM264 254V253H263ZM26 255H27V253H26ZM219 255V254H218ZM224 255V256H225ZM233 255V254H232ZM235 255V254H234ZM249 255H247L248 257H249ZM254 255H255V253H254ZM253 254H252V256H254ZM190 256H189V258H190ZM241 256V255H240ZM255 256V257H256ZM261 256H263V255H261ZM260 255H259V257H261ZM196 257V258H195ZM245 257H246V253H245ZM251 257V256H250ZM219 258V257H218ZM223 258V257H222ZM227 258V257H226ZM194 259H192V260H194ZM247 259V258H246ZM251 259V258H250ZM252 259H253V257H252ZM251 259V260H252ZM262 259H264V258H262ZM173 260V259H172ZM190 260H191V258H190ZM192 260H191V263H192ZM233 260H235L234 258H233ZM240 260H241V258H240ZM250 260V261H251ZM254 260V259H253ZM252 260V261H253ZM258 260H259V258L256 260L257 262H258ZM220 261V260H219ZM229 261V260H228ZM246 261V260H245ZM260 261V260H259ZM263 262H264V260H262ZM261 261V262H262ZM25 262V261H24ZM174 262V261H173ZM193 262H196V261H193ZM218 262V261H217ZM222 262V261H221ZM221 262H219V263H221ZM254 262V261H253ZM253 262H250V264L251 263H253ZM256 262V263H257ZM260 262V263H261ZM262 262V263H263ZM37 263V262H36ZM188 263V262H187ZM259 263V262H258ZM259 263V264H260ZM26 264V263H25ZM179 264V263H178ZM182 264V263H181ZM193 264V263H192ZM195 264V263H194ZM218 264V263H217ZM227 264V263H226ZM249 264V263H248ZM254 264V263H253Z\"/></svg>", "mask_w": 264, "mask_h": 264}]
</instances>
